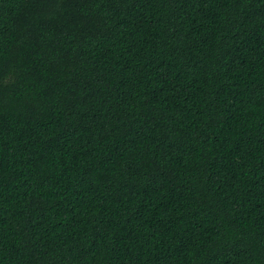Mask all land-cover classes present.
I'll use <instances>...</instances> for the list:
<instances>
[{
	"label": "trees",
	"instance_id": "1",
	"mask_svg": "<svg viewBox=\"0 0 264 264\" xmlns=\"http://www.w3.org/2000/svg\"><path fill=\"white\" fill-rule=\"evenodd\" d=\"M0 264H264V0H0Z\"/></svg>",
	"mask_w": 264,
	"mask_h": 264
}]
</instances>
